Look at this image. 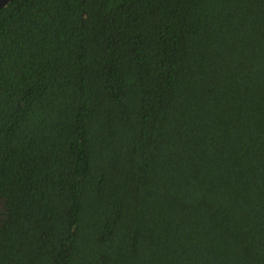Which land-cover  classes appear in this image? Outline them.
Instances as JSON below:
<instances>
[{"label": "trees", "instance_id": "16d2710c", "mask_svg": "<svg viewBox=\"0 0 264 264\" xmlns=\"http://www.w3.org/2000/svg\"><path fill=\"white\" fill-rule=\"evenodd\" d=\"M0 264H170V0L0 10ZM171 264H264V0H171Z\"/></svg>", "mask_w": 264, "mask_h": 264}, {"label": "water", "instance_id": "95a60500", "mask_svg": "<svg viewBox=\"0 0 264 264\" xmlns=\"http://www.w3.org/2000/svg\"><path fill=\"white\" fill-rule=\"evenodd\" d=\"M11 0H0V10L5 7Z\"/></svg>", "mask_w": 264, "mask_h": 264}]
</instances>
